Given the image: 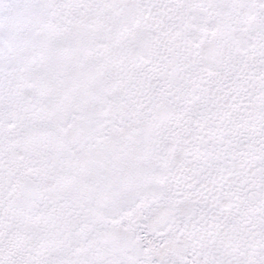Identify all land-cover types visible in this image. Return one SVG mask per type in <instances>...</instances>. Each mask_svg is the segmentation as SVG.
<instances>
[{"label":"snow or ice","instance_id":"1","mask_svg":"<svg viewBox=\"0 0 264 264\" xmlns=\"http://www.w3.org/2000/svg\"><path fill=\"white\" fill-rule=\"evenodd\" d=\"M0 264H264V0H0Z\"/></svg>","mask_w":264,"mask_h":264}]
</instances>
